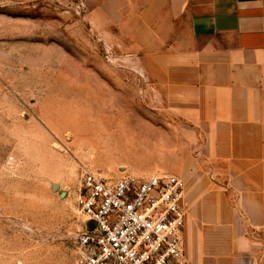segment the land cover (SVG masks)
Segmentation results:
<instances>
[{
    "label": "rangeland",
    "instance_id": "374dc122",
    "mask_svg": "<svg viewBox=\"0 0 264 264\" xmlns=\"http://www.w3.org/2000/svg\"><path fill=\"white\" fill-rule=\"evenodd\" d=\"M99 2L0 0V264H75L84 171L171 174L149 148L169 118Z\"/></svg>",
    "mask_w": 264,
    "mask_h": 264
},
{
    "label": "crops",
    "instance_id": "0c3cea01",
    "mask_svg": "<svg viewBox=\"0 0 264 264\" xmlns=\"http://www.w3.org/2000/svg\"><path fill=\"white\" fill-rule=\"evenodd\" d=\"M88 20L169 118L150 172L186 184L180 264H264V0H100Z\"/></svg>",
    "mask_w": 264,
    "mask_h": 264
},
{
    "label": "built area",
    "instance_id": "2783aa9c",
    "mask_svg": "<svg viewBox=\"0 0 264 264\" xmlns=\"http://www.w3.org/2000/svg\"><path fill=\"white\" fill-rule=\"evenodd\" d=\"M185 193V181L175 174L114 179L84 171L76 195L82 228L75 264L186 262Z\"/></svg>",
    "mask_w": 264,
    "mask_h": 264
},
{
    "label": "water",
    "instance_id": "95a60500",
    "mask_svg": "<svg viewBox=\"0 0 264 264\" xmlns=\"http://www.w3.org/2000/svg\"><path fill=\"white\" fill-rule=\"evenodd\" d=\"M58 187H59V183H54V185H53V189L56 190ZM18 264H23V263H22V261L20 260V261L18 262Z\"/></svg>",
    "mask_w": 264,
    "mask_h": 264
}]
</instances>
